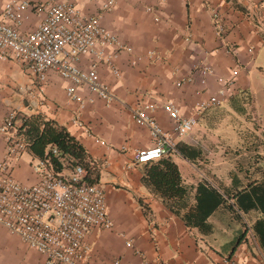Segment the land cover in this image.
<instances>
[{
	"label": "crops",
	"instance_id": "1",
	"mask_svg": "<svg viewBox=\"0 0 264 264\" xmlns=\"http://www.w3.org/2000/svg\"><path fill=\"white\" fill-rule=\"evenodd\" d=\"M7 1L0 0V4ZM106 1L76 0V4L84 14L96 15ZM212 9H217L228 27L226 35L218 33ZM45 17L46 9L23 12L21 31H32ZM102 24L133 49L115 59L120 78L110 67L100 66L102 80L118 98L115 103L107 104L80 86L76 94L82 98L81 107L67 95L71 82L54 71L48 72L46 90L41 93L40 83L27 65L0 60V126L12 110L17 113L19 128L26 120L55 121L97 163L98 181L114 227L96 229L88 235L92 252L84 264H264V251L251 231L256 213H251L254 217L247 222L246 238L236 247L237 238L245 232L242 221L219 209L209 220L214 226L212 234L203 235L188 228L142 184L145 165L137 164L136 155L154 142L148 128L138 125L131 111L140 104H157L154 116L163 129L172 131L174 124L164 109L165 101L174 102L184 117L197 118L198 127L200 120L211 119L218 107L199 113L196 103L218 93L230 80H235V85L230 86L226 103L233 107L255 86L264 91L263 84L257 83L264 74V0H119L103 13ZM154 50L163 58H150ZM92 60L82 57L81 67L87 69ZM204 67H211L213 73L197 70ZM196 126L192 134L178 137L177 144L202 151L193 134ZM5 149L6 140L0 133V162ZM175 157L188 161L180 152L172 157L176 162ZM33 159L39 160L29 149L14 165L13 174L23 184L40 181ZM182 178L190 185L183 174ZM0 264L46 261L0 224Z\"/></svg>",
	"mask_w": 264,
	"mask_h": 264
},
{
	"label": "built area",
	"instance_id": "2",
	"mask_svg": "<svg viewBox=\"0 0 264 264\" xmlns=\"http://www.w3.org/2000/svg\"><path fill=\"white\" fill-rule=\"evenodd\" d=\"M118 1H106L96 15L84 14L78 9L76 0H9L0 4V60L27 65L39 81L41 93L46 90L48 72L54 71L71 82L67 95L81 107L82 98L76 94L80 86L87 87L107 104L115 103L118 98L102 80L99 69L102 64L108 66L115 77L120 78L115 59L121 52L133 50L102 24L103 13L113 9ZM43 9H46L44 21L32 31L23 33L20 29L22 13ZM212 14L220 36L226 35L229 30L220 13L212 9ZM85 56L93 58L87 69L80 65ZM149 56L155 60L163 58L156 50L150 51ZM197 70L213 73L211 67ZM232 85L235 80H230L207 100L198 101V112L225 104L231 96ZM157 107V104H140L131 108L136 123L148 128L154 142L151 148L138 151V165L178 154L176 139L188 135L198 123L197 118L184 117L174 102L165 101L164 109L174 124L172 131H166L154 116ZM0 133L6 140L5 155L0 162V224L38 251L46 264L86 263L92 252L88 235L96 229L114 227L102 184L98 180H88L87 170L56 148L52 153L48 149L45 158L34 164L40 181L33 185L21 183L15 178L13 169L29 151L30 143L17 125L14 110L5 117ZM127 246L132 247V243L128 242Z\"/></svg>",
	"mask_w": 264,
	"mask_h": 264
},
{
	"label": "trees",
	"instance_id": "3",
	"mask_svg": "<svg viewBox=\"0 0 264 264\" xmlns=\"http://www.w3.org/2000/svg\"><path fill=\"white\" fill-rule=\"evenodd\" d=\"M235 106V104H234ZM238 111H243L237 107ZM30 143L31 153L44 159L49 149L56 148L63 156L83 166L88 172V180L97 181L98 166L92 161L83 145L63 126L55 121H28L20 127ZM178 151L188 161L194 163L202 156L199 148L185 143L178 144ZM173 156L145 165L142 184L188 228L197 229L203 235H210L214 230L210 217L219 209L231 215L232 219L243 222L242 215L256 213L251 230L257 237L264 251V179L253 181L247 187L234 191L214 186L201 179L196 187L195 202L192 199L193 186L184 183L178 164ZM58 168H61L57 162ZM237 238L236 247L243 242L248 233L247 223Z\"/></svg>",
	"mask_w": 264,
	"mask_h": 264
},
{
	"label": "rangeland",
	"instance_id": "4",
	"mask_svg": "<svg viewBox=\"0 0 264 264\" xmlns=\"http://www.w3.org/2000/svg\"><path fill=\"white\" fill-rule=\"evenodd\" d=\"M257 83L264 86V74ZM257 87L250 94H242L241 101L235 102L234 107L223 104L213 111L211 119L200 120L196 132L193 131L202 149L197 161L174 158L186 182L193 186L192 199L200 179L234 191L264 179V91ZM237 107L243 111H238ZM32 162L36 165L38 160ZM245 216L243 223L254 217L253 214ZM215 220L217 218L212 219Z\"/></svg>",
	"mask_w": 264,
	"mask_h": 264
}]
</instances>
